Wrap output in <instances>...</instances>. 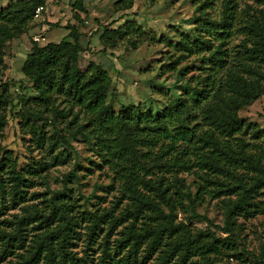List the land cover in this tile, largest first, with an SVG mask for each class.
I'll use <instances>...</instances> for the list:
<instances>
[{"label": "trees", "instance_id": "obj_1", "mask_svg": "<svg viewBox=\"0 0 264 264\" xmlns=\"http://www.w3.org/2000/svg\"><path fill=\"white\" fill-rule=\"evenodd\" d=\"M44 2L0 6V76L6 43L29 29ZM132 2L115 5L125 10ZM209 4L196 3L191 27L173 29L175 39H157L171 50L159 72L174 79L154 87L164 100L157 110L111 104L104 67L79 65L75 25L56 42H31L20 71L34 93L19 97L17 126L38 155L20 164L0 144V264L264 263V246L246 251L236 237L237 219L260 216L264 223V127L237 114L264 96V0L240 7L222 0L216 18L205 10ZM71 6L84 10L82 0ZM99 40L104 48L134 50L147 38L131 19L102 27ZM11 104L0 82V137ZM70 140L85 146L90 167L76 159ZM70 159L51 188L49 169ZM91 168L108 181L83 194L78 170ZM209 201L221 224L197 211Z\"/></svg>", "mask_w": 264, "mask_h": 264}, {"label": "rangeland", "instance_id": "obj_2", "mask_svg": "<svg viewBox=\"0 0 264 264\" xmlns=\"http://www.w3.org/2000/svg\"><path fill=\"white\" fill-rule=\"evenodd\" d=\"M7 0H0V6ZM117 0H82L83 11L72 8L73 0H45L40 14L31 20L29 29L19 36L8 41L4 47V62L6 68L0 76V82L6 84L11 105H6V122L4 124L0 144L6 150L11 151L23 164L26 158L38 155L37 150L29 152L27 149L28 136L23 135L18 129L17 114L19 111L18 99L21 95L31 96L33 90L30 83L20 71V65L28 52L31 42L40 45L48 41H58L67 32L66 25H75L79 32V41L83 51L79 53L78 62L81 67L92 60L101 64L111 78L113 93L109 94V100L114 107L120 103L142 104L150 106L152 110L163 106V97L155 90L159 84L169 86L173 78L169 72L160 74L159 67L166 61L168 50L157 41L160 36L167 39H175L173 29L186 30L191 27V16L195 13V5L202 0H132L130 8L120 10L116 8ZM210 17L219 16L222 0H207ZM252 0H236L239 7ZM74 13L78 18L74 16ZM125 14L126 16H122ZM133 19L145 32L147 38L136 49L126 48L124 44L117 43L114 48H104L99 40L102 27L109 29L121 25L125 21ZM51 24H55L52 26ZM236 41H232L231 44ZM104 48V50H101ZM238 116L255 122L264 127V96L259 97L250 105L240 109ZM57 126H60L58 123ZM50 131L49 126L47 127ZM72 149L76 152V159L83 165L90 167L86 159L89 152L85 146L77 140H70ZM37 157V156H36ZM73 159L63 165H57L49 169V185L51 188L59 187L53 177L59 176L72 167ZM91 174L86 170L79 171V187L81 193L87 194L96 183H106L108 178L95 168H91ZM190 180V176L186 177ZM74 187V184L71 185ZM40 189V188H38ZM96 194L103 195L102 190H96ZM197 211L204 213L215 223L221 224V212L214 201H209L197 206ZM241 223L240 231H236V237L242 239L246 251L257 253L264 246V223L262 217L254 216L249 219H237ZM192 223L202 226L203 222L193 220ZM249 255L244 251L242 258ZM215 264H240L238 260L226 259ZM264 264V263H263Z\"/></svg>", "mask_w": 264, "mask_h": 264}, {"label": "built area", "instance_id": "obj_3", "mask_svg": "<svg viewBox=\"0 0 264 264\" xmlns=\"http://www.w3.org/2000/svg\"><path fill=\"white\" fill-rule=\"evenodd\" d=\"M42 9H43V6H37V7H35V9L33 10L32 17L33 18H36L40 14V12H41Z\"/></svg>", "mask_w": 264, "mask_h": 264}, {"label": "crops", "instance_id": "obj_4", "mask_svg": "<svg viewBox=\"0 0 264 264\" xmlns=\"http://www.w3.org/2000/svg\"><path fill=\"white\" fill-rule=\"evenodd\" d=\"M6 3H7V1H6ZM6 3H5V4H6ZM5 4H4V5H5ZM4 5H1V6H4Z\"/></svg>", "mask_w": 264, "mask_h": 264}]
</instances>
